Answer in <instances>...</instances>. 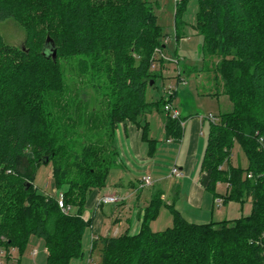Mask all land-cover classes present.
Instances as JSON below:
<instances>
[{
	"label": "trees",
	"instance_id": "trees-1",
	"mask_svg": "<svg viewBox=\"0 0 264 264\" xmlns=\"http://www.w3.org/2000/svg\"><path fill=\"white\" fill-rule=\"evenodd\" d=\"M190 1L174 4L175 41L186 27L202 36L200 54L204 66L210 61L215 92L231 103L230 111L209 122L199 184L214 201L216 186L225 184L223 205L250 201V214L190 223L157 191L136 235L92 240L89 253H99L98 264H264V0H192L196 11L188 23L183 15ZM154 4L0 0V21L11 19L25 32L22 48L5 44L0 35V250L22 255L40 240L45 264L83 257L82 238L92 223L83 219L88 196L104 188L119 165L116 129L135 124L150 144L146 115H165L177 92L146 101L150 82L154 86L161 77L151 71L162 61L156 50L165 49ZM68 71L92 81L96 109L71 92ZM164 117L167 138L179 140V121ZM236 144L246 168L231 165ZM42 165L51 168L63 209L57 196L35 186ZM161 207L172 225L153 231Z\"/></svg>",
	"mask_w": 264,
	"mask_h": 264
},
{
	"label": "crops",
	"instance_id": "crops-1",
	"mask_svg": "<svg viewBox=\"0 0 264 264\" xmlns=\"http://www.w3.org/2000/svg\"><path fill=\"white\" fill-rule=\"evenodd\" d=\"M182 74V77L186 78L187 69L182 70ZM179 88L181 89L180 94L177 90L172 100V105L179 111L180 118L184 122L179 140L167 138L164 128V116L166 115L159 113L157 114L160 115L161 123L157 124V136L153 130L157 118L152 114L145 118L149 127L148 140L151 142L150 144L143 141L142 131L135 124L128 122L119 125L116 129L115 142L118 146L119 161L117 179L107 183L102 189L93 190L88 196L86 209L83 213L84 220L92 218L87 247H90L92 240L98 237H117L124 233L136 235L139 232L143 211L151 199L150 197L147 201L143 197L142 191L146 188L142 186V179L144 178H149L151 182V186L148 188L154 187L155 183H160L159 189L153 191L152 194L157 191L161 192L162 200L167 205L172 203L183 217L181 205L179 206L180 201H184L188 209H193L189 216H196V218L203 220L207 215L206 213L210 212V218H208L212 220L211 214L216 206L212 195L200 186L199 178L202 154L209 129V122L202 120L201 117L208 113H215L209 111L199 115L201 112H197L198 109L194 103L189 106L185 103L186 98L192 97L194 99L191 95L192 87L190 89L187 84ZM209 96H214L217 101L220 97H226L219 92H213L207 97ZM179 106L182 107L183 112H180ZM173 167L181 171L182 176L180 178L170 175V170ZM124 179L126 180L124 181ZM110 194L119 196L121 201L117 205H98L100 197ZM167 194L169 195L166 199ZM57 195L58 192L54 190L51 196L56 197ZM104 207H108V210H103ZM205 219L207 220V216ZM169 221L172 224V219L167 220V222ZM153 223H151V228ZM109 225L115 227L113 236L110 234ZM87 232L83 238L85 235L87 236ZM28 250L31 251L30 257H22L19 260L14 259L16 249L0 250V264H4V261L6 264H10L13 260L18 261L17 264H45L47 253L40 240H32L25 252ZM83 261L84 257L81 258V264Z\"/></svg>",
	"mask_w": 264,
	"mask_h": 264
},
{
	"label": "rangeland",
	"instance_id": "rangeland-1",
	"mask_svg": "<svg viewBox=\"0 0 264 264\" xmlns=\"http://www.w3.org/2000/svg\"><path fill=\"white\" fill-rule=\"evenodd\" d=\"M152 2L155 3L153 6L154 13L157 17V22L162 28L163 35L165 37L163 39V42L165 43V49L161 52V56L158 55L157 57L159 59L161 58L162 61L160 63L156 62L155 65L151 68V71H157L159 74H161V77L156 80L154 86H148L146 93V101L155 102L158 99L165 97L166 88L171 84H175L176 82L175 75L177 70L182 72V70L187 69V75L186 78L184 77V79L186 81V85L188 84L189 88L192 87V89L190 88L192 90L191 95L194 97V99L192 97L190 99H185V103L188 104L187 106L194 103V106H197V112H201L199 113V115L205 112L208 113L209 111H213L216 115L224 113L226 111H230L231 103L227 97H220L218 101L215 99L214 96L207 97L209 94H213V92L216 91L218 85L214 80L215 74L210 69V61H207V63H205L208 66L207 68L210 69L207 71V69L205 68L206 65L204 66L203 58L200 54V50L203 45L202 36L196 33L192 28L186 27L183 29L184 34L181 35V39L178 42L175 41L174 0H152ZM195 11V2L191 0L186 6L185 13L183 15V20L187 21L188 23H193ZM0 35L5 44L9 46H14L16 48L23 47L25 40V32L15 21L11 19L0 21ZM66 75L69 78L71 92L74 93L73 90L75 89V91H77L76 95H78L79 100L87 102L89 110L93 107L96 109L97 98L95 94L96 92L92 87V81L90 79L76 77L75 75H73L72 71L66 72ZM180 90L181 89L179 88V94ZM179 110L180 112H183L181 106H179ZM150 114L157 118L156 125L155 127H153V130L155 132L154 134H156L157 136V124L159 122L161 123L160 115L157 114L154 110L147 115L149 116ZM117 147L118 146L116 144V148ZM230 162L232 166L239 165L242 168L247 167V159L237 144L234 145V148L232 149V156L230 158ZM50 171V166L42 165L37 171L34 182L35 186H37L41 192L47 195H52L55 190L51 180ZM117 171L118 168L110 171L109 177L107 179L108 184L117 179ZM125 180L126 179H124V181ZM159 187L160 183H155L154 187L144 188L142 191L143 197L146 198L148 201L153 191H156L157 189H159ZM226 190L227 189L225 184H220L216 186V193L219 195L220 198L224 197V195L226 194ZM168 195L169 194H167L166 199L168 198ZM180 205V209L186 220L189 222L196 223L233 220L250 214L251 210L250 201L245 202L243 205L234 202H227L220 209L215 208V210L211 214L212 220H209L210 212L206 213L207 215H205V217L207 216V220L205 219V217L203 220H200L196 218V216H189L193 209H188V206L184 204V201H180L179 206ZM103 210L107 211L108 207H104ZM167 220H171L170 213L165 207H161V209L159 210L158 217L152 224V230L162 231L167 229L168 227H171L172 224L170 223V221L167 222ZM109 228L111 230L110 234L111 236H113L115 227L109 225ZM87 231V236H84L82 245V250L84 253L83 264H98L100 260V257H98L99 253L97 251H94L93 253L89 254L90 247H87V241L88 235L90 234V230L88 229ZM30 250L24 252L22 255H20L17 251L14 254V259L19 260L22 259V257H30ZM16 260L11 261L10 264H17L18 261ZM3 263L6 264V261H4ZM70 264H81V258L73 260Z\"/></svg>",
	"mask_w": 264,
	"mask_h": 264
},
{
	"label": "built area",
	"instance_id": "built-area-1",
	"mask_svg": "<svg viewBox=\"0 0 264 264\" xmlns=\"http://www.w3.org/2000/svg\"><path fill=\"white\" fill-rule=\"evenodd\" d=\"M180 0H174V4L178 3ZM157 55L161 56V51L156 50ZM154 65H152L153 67ZM175 78H178V80H176L175 84H171L166 88L165 91V99L170 98L177 90L179 86H184L186 85V81L183 77L180 76V71L177 70ZM164 113L166 116H168L171 120H178L180 123V126L183 128L184 126V122L182 120H180V113L179 111L173 107L172 104L170 103H166L164 106ZM202 120H207L208 122H215L217 119L215 118V115H213L212 113H208L204 116L201 117ZM170 175L176 178H180L182 176L181 171H179L176 167L171 168L170 170ZM247 178H251V174L247 175ZM142 186L143 187H149L151 186V182L149 180V178H144L142 179ZM62 194L58 193L57 195V200L59 202L60 207L63 209V203H62ZM121 201V198L115 194H110V195H105L102 196L98 199V205H115L118 202ZM214 205L216 206V208H221L223 206V199L222 198H217L214 201ZM66 210H69V208H66Z\"/></svg>",
	"mask_w": 264,
	"mask_h": 264
},
{
	"label": "water",
	"instance_id": "water-1",
	"mask_svg": "<svg viewBox=\"0 0 264 264\" xmlns=\"http://www.w3.org/2000/svg\"><path fill=\"white\" fill-rule=\"evenodd\" d=\"M47 42H49V39H47ZM48 51L52 55V58L55 59V50L49 47ZM151 85H152V82H150V86Z\"/></svg>",
	"mask_w": 264,
	"mask_h": 264
}]
</instances>
